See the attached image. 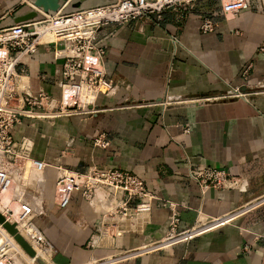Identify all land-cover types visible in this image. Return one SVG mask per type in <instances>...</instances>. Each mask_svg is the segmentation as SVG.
I'll list each match as a JSON object with an SVG mask.
<instances>
[{
    "label": "crops",
    "instance_id": "1",
    "mask_svg": "<svg viewBox=\"0 0 264 264\" xmlns=\"http://www.w3.org/2000/svg\"><path fill=\"white\" fill-rule=\"evenodd\" d=\"M219 5V0H198L192 9L164 10L160 18L152 14L103 26L97 39L114 84L110 94H99L91 106L70 115L22 117L15 126V138L30 137L33 156L47 163L40 197L44 214L37 224L51 244L52 264H96L95 259H104L103 264H264V200L188 242L111 260L165 231L168 209L160 200L152 201L142 229L126 230L127 222L117 223L124 229L116 233L110 219L79 192L63 208L53 199L56 167L90 164L130 171L155 196L176 202L181 228L264 195V0H250L248 7L226 16ZM31 8L30 0H0V28ZM204 17L215 23L210 32L199 29ZM66 52L63 42H48L28 56L25 80L32 93L42 89L59 96ZM235 89L241 95H234ZM99 133L108 141L105 147L93 144ZM199 165L224 168L239 183L202 194L187 175L188 168ZM20 225L26 227L23 220Z\"/></svg>",
    "mask_w": 264,
    "mask_h": 264
},
{
    "label": "built area",
    "instance_id": "2",
    "mask_svg": "<svg viewBox=\"0 0 264 264\" xmlns=\"http://www.w3.org/2000/svg\"><path fill=\"white\" fill-rule=\"evenodd\" d=\"M197 1L114 0L69 12H63L62 9L54 13L40 12L38 19L0 28V194L4 191L9 194L0 213L16 227L18 221L26 219L29 234L35 237L30 239L40 248L51 250L49 240L37 224V219L44 214L40 197L47 163L33 156V140L30 137L15 138V126L21 122L22 117L53 118L70 115L75 110L91 106L99 94H110L114 84L106 76L103 66L105 50L97 39L100 28L109 24H124L152 14L160 18L164 10L181 12L184 8L192 9ZM219 2L220 12L224 16L250 5V0ZM214 26L215 23L210 18L204 17L199 29L210 32ZM46 33L51 35L50 39H43ZM48 42H63L67 49L58 74V97L49 95L42 89L32 93L25 80L28 56L36 51L39 44ZM234 95L241 93L235 89ZM166 103L167 100L160 102L162 106ZM93 144L105 147L108 141L99 133L93 138ZM187 175L197 184L202 194L210 187L232 188L239 183L224 168L209 165L192 166L188 168ZM53 187V199L58 207H65L72 193L77 191L84 201L97 206L110 219L117 227L116 233L124 229L117 223H128L126 230L142 229L149 220L152 201L155 199L160 200L162 206L168 209L165 231L159 236L148 237L142 243L154 245L153 248L138 251V246L110 258L111 260L188 242L217 226L230 223L236 216L251 210L264 200L262 195L257 200L226 213H237L230 216L227 222L221 220L220 216L209 217L206 220L207 226L196 233L192 229L198 224L197 218L191 225L181 228L178 204L155 196L130 171L99 164H90L84 169L56 167ZM104 223L108 224L106 221ZM4 239L0 243V264H17V260H21L22 264H29L21 257L14 242L9 238ZM95 260L101 264L105 261Z\"/></svg>",
    "mask_w": 264,
    "mask_h": 264
},
{
    "label": "water",
    "instance_id": "3",
    "mask_svg": "<svg viewBox=\"0 0 264 264\" xmlns=\"http://www.w3.org/2000/svg\"><path fill=\"white\" fill-rule=\"evenodd\" d=\"M91 0H30L32 5L31 10L24 14H20L15 17V23L23 22L26 20L34 19L38 16V13H54L59 9L63 12H69L84 7L107 4L114 0H103L95 4H87ZM0 223L6 228V230L13 235L14 239L20 244V246L30 256L33 257L37 264H46L40 256H38L28 242L18 233L14 223L7 221L0 213Z\"/></svg>",
    "mask_w": 264,
    "mask_h": 264
},
{
    "label": "bare ground",
    "instance_id": "4",
    "mask_svg": "<svg viewBox=\"0 0 264 264\" xmlns=\"http://www.w3.org/2000/svg\"><path fill=\"white\" fill-rule=\"evenodd\" d=\"M51 35L49 33H46L43 36V39H50ZM5 192V191H4ZM2 192V195H0V199H3L4 202L6 203L7 200L9 199V194ZM2 201H0V210H1V206H2ZM2 211V210H1ZM237 213H233L231 215H223L221 216V220H223L224 222H227L226 220L230 217V216H234ZM200 217V216H199ZM24 221V225L26 226V219H22ZM214 220V219H213ZM203 221V219H202ZM199 224V223H198ZM16 226V225H15ZM207 226L206 223H201L197 226H195L192 230L193 232H199L201 229H204ZM18 233L28 242V244L33 248V250L35 251V253L40 256L42 258V260L46 263V264H52L51 263V259H50V250L49 249H42L40 248L35 242H33L30 238H35L33 235L29 234L28 231V227H24L22 225H20V227H16ZM34 234V233H33ZM4 238H9L10 240H12L15 244V246L17 247V249L19 250V252L24 256V258H26L31 264H37L33 257L30 256L26 251H24V249L20 246V244L14 239L13 235L10 234L6 228L0 223V243L3 242L5 239ZM154 245L151 244H146L140 247V249H138V251H144V250H148L150 248H153ZM26 260V261H27ZM95 261V260H94ZM28 262V263H29ZM96 262V261H95ZM101 264V262H98Z\"/></svg>",
    "mask_w": 264,
    "mask_h": 264
},
{
    "label": "rangeland",
    "instance_id": "5",
    "mask_svg": "<svg viewBox=\"0 0 264 264\" xmlns=\"http://www.w3.org/2000/svg\"><path fill=\"white\" fill-rule=\"evenodd\" d=\"M38 18H40V16L38 17ZM37 18V19H38ZM260 196H258V198H259ZM258 198H256V200L258 199ZM21 254V253H20ZM21 257L24 259V260H27L26 258H24V256L21 254ZM28 261V260H27ZM29 262V261H28ZM17 264H22V261L21 260H17ZM29 264H31L30 262H29ZM96 264H100V263H96Z\"/></svg>",
    "mask_w": 264,
    "mask_h": 264
}]
</instances>
